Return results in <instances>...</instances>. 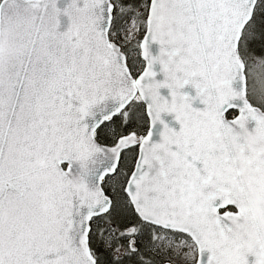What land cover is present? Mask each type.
Listing matches in <instances>:
<instances>
[{
  "label": "snow or ice",
  "instance_id": "snow-or-ice-1",
  "mask_svg": "<svg viewBox=\"0 0 264 264\" xmlns=\"http://www.w3.org/2000/svg\"><path fill=\"white\" fill-rule=\"evenodd\" d=\"M0 264H264V0H0Z\"/></svg>",
  "mask_w": 264,
  "mask_h": 264
}]
</instances>
